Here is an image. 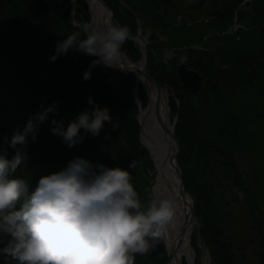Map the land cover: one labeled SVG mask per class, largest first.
I'll return each instance as SVG.
<instances>
[{"label":"rangeland","instance_id":"374dc122","mask_svg":"<svg viewBox=\"0 0 264 264\" xmlns=\"http://www.w3.org/2000/svg\"><path fill=\"white\" fill-rule=\"evenodd\" d=\"M0 1V120L10 130L6 136L9 157L17 149L25 154L21 175L29 189L35 190L41 177L62 170L68 161L81 157L85 151L82 158L93 164L128 170L146 207L149 201L144 199L139 186L144 182L150 196L151 169L146 163L149 159L152 162V158L141 143L139 112L140 103L143 108L148 104L147 93L140 86L135 94L132 74L111 73L102 63L90 68L98 57L79 51L74 57L70 49L66 54L72 58L70 64L64 63L66 59L50 60L58 41L82 33V27L75 26L71 17V0ZM204 1L212 3L209 9L202 0L106 3L116 23L130 30L121 52L132 62L140 63L144 48L135 39L138 22L123 2L135 9L146 38L148 73L167 86L170 93V123L174 122L178 140V161L196 216L190 254L183 255L180 264H264L259 256L261 250L254 247L264 237V0ZM80 3L76 18L85 22L89 10L82 6V0ZM227 7L232 12L231 21L224 17L218 20L216 16L223 15ZM43 15L50 16L53 30L46 38L41 33ZM235 23L239 26L234 28ZM42 51L51 55L44 59ZM180 64H186L202 78L201 98L184 92L177 76ZM17 68L22 71L19 76ZM87 70L91 71V78L83 84L86 93L78 96L76 89L80 83H68L73 77L84 82L83 73ZM49 73L55 75L47 85L41 76L49 77ZM61 85L68 86L69 92L55 95L53 90ZM66 98L68 104H64ZM89 98L101 108L112 110V123L105 122L99 136L81 129L83 142L68 147L62 137L52 134L51 121L62 120L66 127L78 114L93 108ZM202 98L207 99V106ZM218 98L225 99L223 110H230L225 118L215 111ZM78 99L81 102H76ZM54 102H58L57 112L49 113L48 120L39 124L35 141L29 135L26 144L10 147V138L17 130L23 131L29 118L41 110V104L47 107ZM134 160L136 167L132 169L129 165ZM235 170L245 183L242 188L252 196L258 195V202L247 203L244 194L238 195ZM203 216L208 226L216 221L217 237L208 236L205 221L200 218ZM245 219L250 221L244 222ZM249 229L253 230V237L247 235ZM219 241L222 244L215 247ZM228 251L235 256L226 261ZM211 252L217 256V262L212 261ZM166 262L164 241L147 255L135 257V264Z\"/></svg>","mask_w":264,"mask_h":264},{"label":"clouds","instance_id":"9594fccd","mask_svg":"<svg viewBox=\"0 0 264 264\" xmlns=\"http://www.w3.org/2000/svg\"><path fill=\"white\" fill-rule=\"evenodd\" d=\"M129 38L127 26L85 24L82 33L57 42L50 60L74 48L98 57L90 68L99 63L112 67ZM90 78L91 71H85L83 79ZM88 103L93 108L66 127L62 120L51 121L52 134L62 137L68 147L83 142L81 129L99 136L105 122L112 123L107 107L91 98ZM40 107L23 131L10 138V147L26 144L29 135L34 142L39 124L57 112L58 102ZM24 161L19 149L11 159L0 155V254L16 264H135L137 255H147L166 240L176 217L175 199L154 193L145 207L128 170L77 157L62 170L41 177L29 193L24 179L11 178ZM129 167L135 169L136 161Z\"/></svg>","mask_w":264,"mask_h":264},{"label":"bare ground","instance_id":"6f19581e","mask_svg":"<svg viewBox=\"0 0 264 264\" xmlns=\"http://www.w3.org/2000/svg\"><path fill=\"white\" fill-rule=\"evenodd\" d=\"M81 0H71V17L75 26L83 27L86 21L90 25L105 26L108 23L117 24L114 16H111L110 10L105 5V0H82V6H87L89 10V18L79 20L76 18L78 13V7ZM106 2V1H105ZM120 61L112 67L119 72H126V67L135 69L134 66L125 59L126 55L123 54ZM123 62V63H122ZM142 60L139 65H141ZM129 65V66H128ZM108 67V66H107ZM135 78V94L138 92V87H142L149 97V101L146 107H142L140 103L139 121L141 124L140 138L141 143L146 148L152 158V168L150 170V185L151 194L163 192L165 195L171 196L175 199L177 210L175 221L169 229L166 240V252L170 251L174 247V243L179 238L182 231V226L186 217V211L180 201L179 183L178 178L172 168L170 161V154L173 144V140L170 139L165 132L166 127H170V108L169 97L170 93L165 90L158 91L155 85L150 84L147 80H144L139 75L134 74ZM158 114V115H157ZM158 116L160 118H158ZM170 146L172 148H170ZM193 228L186 232L184 239L182 237L178 239L181 244L178 247L177 254L170 264H180V260L183 255L189 256L190 254V240Z\"/></svg>","mask_w":264,"mask_h":264},{"label":"water","instance_id":"95a60500","mask_svg":"<svg viewBox=\"0 0 264 264\" xmlns=\"http://www.w3.org/2000/svg\"><path fill=\"white\" fill-rule=\"evenodd\" d=\"M105 1H104V3L107 6V8L110 10L111 16L113 17V11L110 9V7L107 5V3ZM246 1H250V0H245V2ZM123 4L133 12V14L135 15V17L137 19L138 32H137V36L135 37V39L138 41V43L142 44L143 48H144L143 49V61L141 62V65H139V63L132 62L129 58H127L125 56L126 57L125 59L131 64V66H134V68H135V69H131V68L126 67V73L132 74V75L137 74L141 78H143L144 80H147L150 84L155 85L159 92H161L162 90H165L167 92L168 87L159 83L158 81H156L148 73V56H149L148 55V48L145 45L146 38L142 35L141 23H140V19H139L137 13L126 3L123 2ZM71 9H72V7H71ZM40 20H41V24H42V28H41L42 35L43 36L50 35L52 33L50 16L49 15H43ZM238 26H239V24L235 23L233 27L235 28ZM230 31L231 30H229L228 32H230ZM77 53H78V51L73 48L72 49V55L75 57V55ZM123 54L124 53L121 52L122 58H124ZM177 76H178L179 80L182 82L184 92L186 94H191L196 98H201L200 85L202 83V78L200 77V75L196 71L189 69L186 64H180L177 67ZM41 77H42V80L44 82H46V83L50 82V76L47 77L43 74ZM202 100H203V103L207 106V99L202 98ZM158 118H160V117L158 116ZM170 124H171L170 127L165 126V128H166L165 132L168 134L170 139L174 141L173 144H171V146L172 147L174 146V148H172L170 146V148H172V149H170L171 150L170 161H171L172 168H173V170H174V172L178 178L179 193H180L179 197H180L181 204H183V207L186 211V217H187L184 221V225L182 226V231H181V234L179 235L178 239H180L181 237H182V239H184L186 232H188L189 230H191V228H193V226L196 222V216L194 213L192 199L186 190L184 180L182 177V173H181V169H180V165H179V161H178V152H179L178 151V140H177V138L175 136V132H174V122H173V124L172 123H170ZM178 239L174 243V247H172L169 252L167 251V262H166V264H170L171 261L174 259V257L177 254L178 247L181 244V242L178 241Z\"/></svg>","mask_w":264,"mask_h":264},{"label":"trees","instance_id":"16d2710c","mask_svg":"<svg viewBox=\"0 0 264 264\" xmlns=\"http://www.w3.org/2000/svg\"><path fill=\"white\" fill-rule=\"evenodd\" d=\"M202 2H203V4H206V8H208L209 9V7H210V5H212V3H206L204 0H202ZM240 3V2H239ZM0 4H2V2L0 1ZM19 4V3H18ZM208 4V5H207ZM237 4H238V2H237ZM134 9V8H133ZM225 10H224V12H222V13H224L223 15H218V16H216L217 17V19L218 20H221L223 17H224V19L225 20H228L229 22L231 21V19L233 18L232 17V12H231V10L229 9V7H227V8H224ZM134 11H135V9H134ZM136 12V11H135ZM53 25V24H52ZM247 29H248V27H247ZM52 33H53V30H52ZM51 33V34H52ZM22 36V35H21ZM44 38H46L45 36H43ZM48 37V36H47ZM41 40V39H40ZM4 41V40H3ZM5 43H6V41H4ZM41 46H43V44H41ZM11 47V46H10ZM41 50H44V48H42V49H40L39 51H41ZM46 52V53H45ZM42 51L41 53H44L45 54V57L43 56V55H41L44 59H47L48 57L47 56H50L51 55V53L49 52V51ZM60 57H63L62 59L60 58ZM58 56V59L60 60V61H63L64 59H66V61L67 62H64V63H66V64H70L71 63V60H72V58H70L71 56H68V57H66V55L65 56ZM68 59V60H67ZM60 61H58V64L61 66V62ZM0 62H2V61H0ZM4 62V61H3ZM3 68L6 66V64L5 63H3L2 65H1ZM11 66V65H10ZM15 66H17V65H15ZM107 67V66H106ZM10 70V68H8L7 69V71H9ZM106 70H108L109 72H115V73H118L119 71H116V70H114V69H111V68H109V67H107V69ZM16 74H17V76H19V75H21L22 74V71L20 70V68H17L16 69ZM50 74V73H49ZM54 75H55V73H54ZM53 74H50V77L51 76H54ZM80 80V81H79ZM76 81H78L79 83H80V86H78V88L76 89V93H78V96H82V95H84V93H86V91H85V89H84V86H83V84H86V81H82L81 79H78V78H75V77H73V80L72 81H70L69 83H68V81H67V83L71 86L74 82H76ZM51 82L52 81H50L47 85H50L51 84ZM51 88V87H50ZM71 88V87H70ZM54 93H55V95H58L59 96V94H65V92H69V87L67 86V87H63L62 85L60 86V87H58V88H55L54 90ZM201 93V92H200ZM76 102H81L80 101V99H78V101L76 100ZM64 104H68V98H66V102H64ZM225 104V99H223V98H218V103L215 105V111H216V113H220V115L219 116H221L222 118H225L228 114H229V108H225L224 110H223V105ZM100 106V105H99ZM206 106V105H205ZM108 108V107H107ZM208 108V107H207ZM108 110H109V112L110 113H112V110H110L109 108H108ZM72 112V111H71ZM1 111H0V115H1ZM4 114H6V113H4ZM222 120V119H221ZM3 120H0V155H5L6 154V156H7V158L8 159H11L12 157L10 156L9 157V149L7 148V146H6V136L9 134V132H10V130H9V128H7V127H5L3 124ZM60 148H62V147H60ZM86 155V152L84 151L83 152V154H81L80 156L81 157H84ZM24 164H25V161H24V163L21 165V166H19L18 168H17V170H16V172L12 175V177L11 178H21V179H23L22 178V175H21V171L23 170V167H24ZM146 164H148V166L150 167V169L152 168V162L150 161V159L148 160V162L146 163ZM148 171H150V170H148ZM235 174H236V181H237V184H236V187H237V190H238V195L240 196H242L243 194V196L242 197H244L245 199H246V202L247 203H250V202H258V199H261V198H259L258 197V195L256 196H252L251 194H248V193H246L245 192V188H242V185L243 184H245L244 183V181L242 180V178H241V176H240V174L238 173V171L237 170H235ZM240 176V177H239ZM149 182H150V178H149ZM212 185V184H211ZM139 187H141L142 188V190H143V197H145L144 199L146 200V201H149V199H150V197H151V191H150V196H148V193H147V191H146V184L144 183V182H142V185H140ZM31 189H33L32 187H31ZM31 189H29V193H31L32 191H34V190H31ZM144 191L146 192V194L147 195H145V193H144ZM223 194V193H222ZM248 199V200H247ZM262 201V200H261ZM248 216V215H247ZM201 218V221L203 222V220L205 221V225H206V227L208 228V236H210V237H212V238H214V237H217L218 236V234H219V231H218V226H217V223H215L216 221H213L212 220V222L210 223L211 224V226H208V224H207V222H206V219H205V217L203 216V218L202 217H200ZM262 218H264V215L262 216ZM261 218V219H262ZM250 219V218H249ZM261 219H259V220H255V221H260ZM250 220H247V219H245V221L244 222H249ZM246 233H247V235H250V236H252V233H253V230L251 229H249V231L248 230H246ZM262 234V233H261ZM208 236H207V239H208ZM253 237V236H252ZM210 239H208V242H207V245H208V247H212V243L210 244ZM216 244V246L215 247H218L220 244H222V242H215ZM256 245H254V247H257V248H259L260 250H261V252L259 253V256H260V259L261 260H263L264 261V237H262V239H261V244H257V243H255ZM220 250V249H219ZM213 251V250H212ZM211 257L213 258L212 259V261H214V262H217V256L215 255V254H213L212 252H211ZM225 255H226V253H225ZM233 256H235V255H233V253H230V251H228V253H227V259H226V261L230 258V259H232L233 258ZM4 255H2V254H0V264H12L11 262H9L8 260H5L4 259ZM215 257V258H214ZM236 261L234 260V263H235ZM217 264V263H216Z\"/></svg>","mask_w":264,"mask_h":264}]
</instances>
